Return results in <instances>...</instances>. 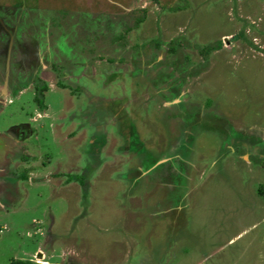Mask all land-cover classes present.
I'll use <instances>...</instances> for the list:
<instances>
[{
	"label": "rangeland",
	"instance_id": "374dc122",
	"mask_svg": "<svg viewBox=\"0 0 264 264\" xmlns=\"http://www.w3.org/2000/svg\"><path fill=\"white\" fill-rule=\"evenodd\" d=\"M0 132V264H264V0H0Z\"/></svg>",
	"mask_w": 264,
	"mask_h": 264
},
{
	"label": "flooded vegetation",
	"instance_id": "af4514ba",
	"mask_svg": "<svg viewBox=\"0 0 264 264\" xmlns=\"http://www.w3.org/2000/svg\"><path fill=\"white\" fill-rule=\"evenodd\" d=\"M58 20V19H57ZM35 54V53H34ZM49 57H51V56H49ZM37 59H38V57H36ZM36 58H34V64L32 63V61H30L29 59H24L23 61H24V63L25 64H27V65H34L33 67H34V70L36 69V67H37V64H35V62H36ZM55 58V57H54ZM6 67H5V64H4V68H3V72L1 71V74L3 75V77H4V75H6L5 74V69ZM5 69V70H4ZM13 70H14V67H12L11 68V72H13ZM35 73L37 72L36 70L34 71ZM38 73V72H37ZM11 86H13V83H11ZM16 88H13V90H15ZM11 95H14V94H12L11 93ZM16 129H19V136L20 137H23L24 139H27V138H29L30 137V135L32 134V129H31V127L30 126H28V125H26V124H21V125H18L17 126V128ZM225 133H227V132H225ZM1 134V133H0ZM224 136H226V134L224 135ZM240 138H242V139H246V140H250V141H253L252 139L254 138V141H257V143H260L261 145H264V140H260V139H258V138H255L253 135H248V136H245V135H242ZM17 140V139H16ZM19 140V139H18ZM18 140L16 141V142H18ZM92 143V142H91ZM95 143V142H94ZM94 143H92V145L94 144ZM240 144H241V142H240ZM19 145V144H18ZM254 145H256V144H254ZM259 145V144H258ZM22 147L23 146H20V148L19 147H14L13 148V151H15V150H19V151H21V152H23L24 150L22 149ZM22 149V150H21ZM223 154V153H222ZM221 154V155H222ZM2 155H3V157L2 158H0V176L2 175L3 176V182H1L2 183V186H10V184L13 186V183H11L9 180H8V177H7V175H5V174H1L2 172H4V170L6 169V163H8L9 162V160L10 159H6V155H5V153H4V151H3V153H2ZM234 155V154H233ZM5 175V176H4ZM76 178H77V176H76ZM1 180V179H0ZM82 180H84V179H82ZM2 181V180H1ZM9 186H8V188H9ZM24 262H27V261H24ZM30 262V261H29ZM30 264H31V262H30Z\"/></svg>",
	"mask_w": 264,
	"mask_h": 264
},
{
	"label": "crops",
	"instance_id": "0c3cea01",
	"mask_svg": "<svg viewBox=\"0 0 264 264\" xmlns=\"http://www.w3.org/2000/svg\"><path fill=\"white\" fill-rule=\"evenodd\" d=\"M8 64V66L10 65L9 63H7ZM6 67V70H5V74L6 75H4V79H5V81L3 82V86L5 87V88H7V90H9V89H11L8 93H6V96H8L9 94L11 95V93L13 94L14 93V91H16L17 90V88L18 87H15V86H12V88H9V86H8V84L10 85V83H11V81L10 80H8V68L9 67ZM10 72H11V70H10ZM13 88H16L15 90H13ZM5 96V97H6ZM6 153H12L11 151H7ZM12 155H13V153H12ZM7 156V155H6ZM1 174H3V172L1 173Z\"/></svg>",
	"mask_w": 264,
	"mask_h": 264
},
{
	"label": "trees",
	"instance_id": "16d2710c",
	"mask_svg": "<svg viewBox=\"0 0 264 264\" xmlns=\"http://www.w3.org/2000/svg\"><path fill=\"white\" fill-rule=\"evenodd\" d=\"M210 48H212V47H209L208 49H210ZM203 52V51H202ZM206 53V52H205ZM204 53V54H205ZM41 90L43 91H46L47 90V88H46V85L43 83L42 85H41ZM16 92L14 91V93L13 94H15ZM209 104V101H208V103H207V105ZM76 179H78V181L82 184L83 182H82V179L83 178H81V177H77ZM260 193H263L262 191H260ZM11 264H30V262H24V261H13Z\"/></svg>",
	"mask_w": 264,
	"mask_h": 264
},
{
	"label": "clouds",
	"instance_id": "9594fccd",
	"mask_svg": "<svg viewBox=\"0 0 264 264\" xmlns=\"http://www.w3.org/2000/svg\"><path fill=\"white\" fill-rule=\"evenodd\" d=\"M8 132V131H7ZM7 132H4V134H5V137H7V139H8V141H10L11 139H13L11 136H9L8 135V133ZM1 133V135H4L2 132H0ZM33 133V132H32ZM32 135V134H31ZM28 139V138H27ZM26 140V139H25ZM13 141H15V140H12V143L10 144V149H9V151H11L12 153H13V157H15V151H13V148L14 147H17L16 145H15V143H17L16 141L15 142H13ZM7 154V158H8V154H10V153H6ZM27 156V155H26ZM13 157L11 156V159L10 160H12L13 159ZM9 160V161H10Z\"/></svg>",
	"mask_w": 264,
	"mask_h": 264
}]
</instances>
